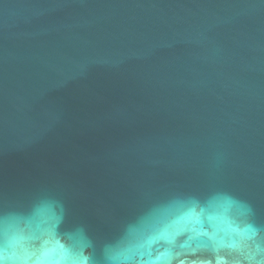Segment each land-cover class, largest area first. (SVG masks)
I'll list each match as a JSON object with an SVG mask.
<instances>
[{
	"label": "water",
	"instance_id": "1",
	"mask_svg": "<svg viewBox=\"0 0 264 264\" xmlns=\"http://www.w3.org/2000/svg\"><path fill=\"white\" fill-rule=\"evenodd\" d=\"M213 189L264 222V0H0V209L105 239Z\"/></svg>",
	"mask_w": 264,
	"mask_h": 264
},
{
	"label": "clouds",
	"instance_id": "2",
	"mask_svg": "<svg viewBox=\"0 0 264 264\" xmlns=\"http://www.w3.org/2000/svg\"><path fill=\"white\" fill-rule=\"evenodd\" d=\"M40 195L0 209V264H264V222L229 191L174 193L100 239Z\"/></svg>",
	"mask_w": 264,
	"mask_h": 264
}]
</instances>
